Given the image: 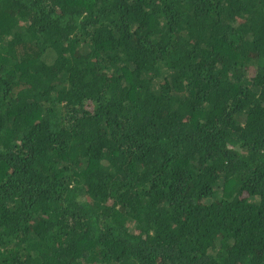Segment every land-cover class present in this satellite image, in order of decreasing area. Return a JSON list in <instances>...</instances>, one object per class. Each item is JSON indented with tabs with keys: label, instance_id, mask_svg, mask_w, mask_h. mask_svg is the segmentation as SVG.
Instances as JSON below:
<instances>
[{
	"label": "trees",
	"instance_id": "16d2710c",
	"mask_svg": "<svg viewBox=\"0 0 264 264\" xmlns=\"http://www.w3.org/2000/svg\"><path fill=\"white\" fill-rule=\"evenodd\" d=\"M0 264H264V0H0Z\"/></svg>",
	"mask_w": 264,
	"mask_h": 264
}]
</instances>
